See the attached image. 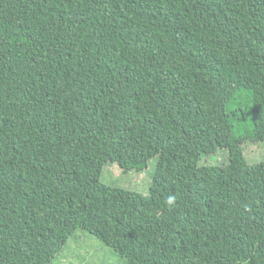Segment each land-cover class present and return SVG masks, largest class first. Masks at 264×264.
<instances>
[{"label":"trees","instance_id":"obj_1","mask_svg":"<svg viewBox=\"0 0 264 264\" xmlns=\"http://www.w3.org/2000/svg\"><path fill=\"white\" fill-rule=\"evenodd\" d=\"M262 140L264 0H0V264L77 229L123 264H264ZM153 157L146 194L101 180Z\"/></svg>","mask_w":264,"mask_h":264},{"label":"rangeland","instance_id":"obj_2","mask_svg":"<svg viewBox=\"0 0 264 264\" xmlns=\"http://www.w3.org/2000/svg\"><path fill=\"white\" fill-rule=\"evenodd\" d=\"M248 161L261 160L264 157V140L247 142L242 145ZM227 148L201 158L203 163L222 164L228 160ZM156 166V157L148 161V165L141 169L124 171L113 162H106L102 169L101 180L109 185L121 186L146 194L152 181ZM124 258L104 244L99 239L77 229L74 235L66 242L63 249L50 264H123Z\"/></svg>","mask_w":264,"mask_h":264},{"label":"clouds","instance_id":"obj_3","mask_svg":"<svg viewBox=\"0 0 264 264\" xmlns=\"http://www.w3.org/2000/svg\"><path fill=\"white\" fill-rule=\"evenodd\" d=\"M175 204V197L173 196H169L167 198V201H166V205L169 207V209L171 210V208L174 206Z\"/></svg>","mask_w":264,"mask_h":264}]
</instances>
